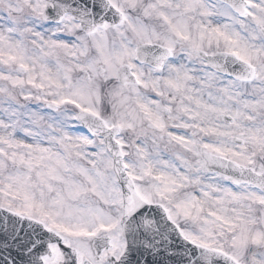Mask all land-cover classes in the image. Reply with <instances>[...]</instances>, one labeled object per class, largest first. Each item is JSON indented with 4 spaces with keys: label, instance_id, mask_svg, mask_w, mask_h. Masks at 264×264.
<instances>
[{
    "label": "snow or ice",
    "instance_id": "snow-or-ice-1",
    "mask_svg": "<svg viewBox=\"0 0 264 264\" xmlns=\"http://www.w3.org/2000/svg\"><path fill=\"white\" fill-rule=\"evenodd\" d=\"M0 264H264V0H0Z\"/></svg>",
    "mask_w": 264,
    "mask_h": 264
}]
</instances>
